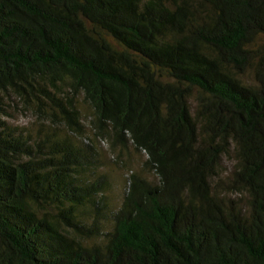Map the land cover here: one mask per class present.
Wrapping results in <instances>:
<instances>
[{
    "label": "trees",
    "instance_id": "16d2710c",
    "mask_svg": "<svg viewBox=\"0 0 264 264\" xmlns=\"http://www.w3.org/2000/svg\"><path fill=\"white\" fill-rule=\"evenodd\" d=\"M0 264H264V0H0Z\"/></svg>",
    "mask_w": 264,
    "mask_h": 264
},
{
    "label": "rangeland",
    "instance_id": "374dc122",
    "mask_svg": "<svg viewBox=\"0 0 264 264\" xmlns=\"http://www.w3.org/2000/svg\"><path fill=\"white\" fill-rule=\"evenodd\" d=\"M250 76L248 75V78ZM246 79L250 83H252V79ZM79 107L82 113V116L84 118L85 124L87 126H90V116H91V110L89 109L88 105L85 104L83 101L79 102ZM8 114L9 116H4L3 118L7 120L9 123L13 124L14 126H19L21 128H26L29 132H32L33 134H37L36 132L41 129L39 120L36 118L37 115L35 113L34 108L30 107L28 108L25 106L22 101L15 100L11 101V108H8ZM104 149L101 150V153L104 157H106L107 160V167L109 171L111 172V180H112V188L108 195L110 196L111 200L114 203H119L121 200V197L123 195L124 190V182L126 178L127 172L125 171V168H119L114 162L109 161V154L107 151V146L103 145ZM146 155H138L133 154L132 161L130 162L131 166L139 167L141 162L145 161ZM124 160L128 162L129 157L127 154L124 156ZM225 166L227 169L231 168V162L229 160L225 161Z\"/></svg>",
    "mask_w": 264,
    "mask_h": 264
}]
</instances>
